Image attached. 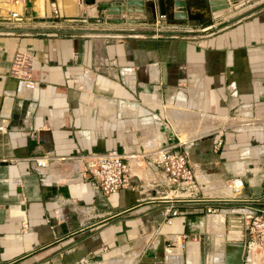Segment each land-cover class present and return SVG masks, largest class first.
I'll use <instances>...</instances> for the list:
<instances>
[{
    "label": "crops",
    "instance_id": "0c3cea01",
    "mask_svg": "<svg viewBox=\"0 0 264 264\" xmlns=\"http://www.w3.org/2000/svg\"><path fill=\"white\" fill-rule=\"evenodd\" d=\"M184 1L188 17L165 21L206 34L124 33L155 21L150 7L116 15L82 0H0V14L29 18L15 28L41 30L0 32V264H264L246 247L229 262L248 237L243 213L264 215V8L213 30L240 12L213 23L207 11L221 10L209 0V10ZM77 29L109 33L65 31ZM17 50L31 55L34 88L9 75ZM163 147L185 151L195 172L179 206L153 161ZM109 150L129 159L131 180L104 195L79 157ZM235 176L239 199L227 186ZM170 207L179 214L167 222Z\"/></svg>",
    "mask_w": 264,
    "mask_h": 264
},
{
    "label": "built area",
    "instance_id": "2783aa9c",
    "mask_svg": "<svg viewBox=\"0 0 264 264\" xmlns=\"http://www.w3.org/2000/svg\"><path fill=\"white\" fill-rule=\"evenodd\" d=\"M18 0H15L17 2ZM52 13L55 17L59 14L57 5L52 3ZM165 19L164 15L159 17ZM26 17H23L17 11H9L7 14H0V27L15 28L19 23L26 22ZM10 33V32H6ZM32 58L31 55L23 50H17L12 59L9 70V75L22 82L27 88H34L37 83L31 80ZM1 128V127H0ZM153 161L156 169L160 170L164 176V180L170 187L171 203H181L185 198L179 196L176 192L179 189H193L195 187L196 176L194 169L189 163L187 153L167 147L158 148L153 153ZM82 160L81 173L88 177L94 188L104 195H110L118 192L120 189L127 188L131 180V164L125 154L117 150H109L106 152H92L81 155ZM49 162V155L39 156L35 158L36 167L41 174V182H45V177L42 168H45ZM227 186L233 194L234 199H239L240 193L244 187V182L239 176L231 177L227 181ZM215 207H208V213H214ZM179 214V211L170 207L167 209L165 220L171 222L172 219ZM246 219L247 239L245 247L247 255L250 254V249L253 244L262 249L264 255V215L262 211H247L243 213ZM27 224H24L26 226ZM185 236L181 238L170 237L165 245L167 252L173 248H182L185 245ZM196 239L195 236H193Z\"/></svg>",
    "mask_w": 264,
    "mask_h": 264
},
{
    "label": "water",
    "instance_id": "95a60500",
    "mask_svg": "<svg viewBox=\"0 0 264 264\" xmlns=\"http://www.w3.org/2000/svg\"><path fill=\"white\" fill-rule=\"evenodd\" d=\"M84 5H95V10L99 14L101 10L107 12V14H125L128 11L131 12H140L146 13L148 7L151 8L153 13L152 20H156L161 15L167 17L170 12L167 9L165 0H114L111 2H100L96 3V0H82ZM212 10H222L224 13H227L231 8L237 9L244 6L245 0H209ZM158 4V9L156 8ZM171 8L176 7L177 10L172 12V16L175 19H186L188 17V12L186 11L185 1L184 0H173ZM264 8V1L251 6L242 12L238 13L236 16L225 20L219 23L217 26L213 27V30L223 28L245 16H248L252 13H255ZM117 21H125L122 19H117ZM212 30V31H213ZM41 30L38 29H18V28H0V32H38ZM57 31V30H54ZM65 31H74L75 33L80 34H108L107 30H98V29H77V30H65ZM124 33L128 34H143V35H160V36H193L200 34L202 32H195L193 30H142V31H126ZM176 206H179L180 203H175ZM237 246V251L235 253L232 261L234 263H241L243 260L245 242L243 240L235 241ZM227 258V262H228Z\"/></svg>",
    "mask_w": 264,
    "mask_h": 264
},
{
    "label": "rangeland",
    "instance_id": "374dc122",
    "mask_svg": "<svg viewBox=\"0 0 264 264\" xmlns=\"http://www.w3.org/2000/svg\"><path fill=\"white\" fill-rule=\"evenodd\" d=\"M264 0H245V3H244V6L240 7V8H237V9H232L230 7V10L226 13L227 15H224V12L221 10V11H216L215 13V17L213 18L212 17V13H210L211 11L209 10V2L208 0H205L206 2V5L208 7V10L207 11V17H211L212 18V22H216V21H219L220 19L222 18H225V17H228L229 14L231 13H234V12H242L243 10L251 7V6H254L260 2H262ZM230 12V13H229ZM94 13L96 14V10H94ZM167 20V19H166ZM191 20V18H190ZM204 23V21L202 22ZM148 25H142V26H145V29L144 30H193L195 32H202L200 34H206L204 31H202L201 29H203L202 27L203 26H191L192 24H190L189 22H182V23H175L174 25L170 24L169 22H166L165 19H159V20H155V21H152V22H147ZM247 253V251L245 252ZM252 253L254 255H256V253H258V256H261V254L263 255L262 253V249L259 248L258 246L254 247L253 250H252ZM264 257V255H263ZM251 258V254H249V259ZM264 259V258H263Z\"/></svg>",
    "mask_w": 264,
    "mask_h": 264
},
{
    "label": "flooded vegetation",
    "instance_id": "af4514ba",
    "mask_svg": "<svg viewBox=\"0 0 264 264\" xmlns=\"http://www.w3.org/2000/svg\"><path fill=\"white\" fill-rule=\"evenodd\" d=\"M167 9L169 10V8H167ZM169 12H170V10H169ZM171 16H172V15L169 14V15L166 17V19H167V20H170V19H171Z\"/></svg>",
    "mask_w": 264,
    "mask_h": 264
},
{
    "label": "bare ground",
    "instance_id": "6f19581e",
    "mask_svg": "<svg viewBox=\"0 0 264 264\" xmlns=\"http://www.w3.org/2000/svg\"><path fill=\"white\" fill-rule=\"evenodd\" d=\"M255 247V244L252 245L250 252H252L253 248Z\"/></svg>",
    "mask_w": 264,
    "mask_h": 264
},
{
    "label": "trees",
    "instance_id": "16d2710c",
    "mask_svg": "<svg viewBox=\"0 0 264 264\" xmlns=\"http://www.w3.org/2000/svg\"><path fill=\"white\" fill-rule=\"evenodd\" d=\"M173 19V17H171Z\"/></svg>",
    "mask_w": 264,
    "mask_h": 264
}]
</instances>
